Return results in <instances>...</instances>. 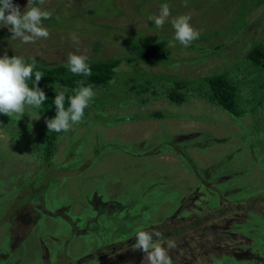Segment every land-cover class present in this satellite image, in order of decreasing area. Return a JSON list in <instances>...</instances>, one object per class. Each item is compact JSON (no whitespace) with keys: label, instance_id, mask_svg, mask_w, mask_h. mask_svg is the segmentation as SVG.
Listing matches in <instances>:
<instances>
[{"label":"rangeland","instance_id":"1","mask_svg":"<svg viewBox=\"0 0 264 264\" xmlns=\"http://www.w3.org/2000/svg\"><path fill=\"white\" fill-rule=\"evenodd\" d=\"M259 1L187 0L185 7L184 0H36L34 6L51 13L42 20L47 39L24 44L0 25V57L7 52L9 58L47 65L65 63L70 52L87 60H123L113 81L93 90L82 122L63 136L56 167L47 162L44 188L47 168L39 149L49 118L29 109L20 119L27 125L25 136L37 141L31 149L17 145L21 133L11 139L0 128V264H142L144 254L132 248L139 229L160 232L163 247L173 240L168 254L180 247L176 238L182 231L192 247L211 252L230 245L212 225L233 227L249 212L264 213V70L244 60L246 47L264 44V5L251 8ZM13 3L23 13L28 0ZM164 3L171 16L157 29L149 17ZM185 14H191L200 37L187 48L178 42L170 48L171 18ZM239 22L246 29L238 31ZM257 36L259 41H249ZM130 38L143 44L166 41L168 60L128 65L124 42L135 41ZM212 74L230 78L242 115L209 103L206 85L204 96L192 86ZM177 85L180 92L187 90L182 104L162 95ZM160 113L162 118L149 116ZM71 145L80 158L76 166L83 168L73 170L81 172L79 178L67 173L73 157L58 164L67 161ZM84 161L91 163L88 169ZM215 169L216 178L203 182L202 173ZM221 181L217 192L245 196L214 205L211 191L197 194L201 183L215 190ZM181 211L189 214L175 219ZM123 231L134 234L120 242ZM242 241L250 244L240 238L232 245Z\"/></svg>","mask_w":264,"mask_h":264},{"label":"trees","instance_id":"2","mask_svg":"<svg viewBox=\"0 0 264 264\" xmlns=\"http://www.w3.org/2000/svg\"><path fill=\"white\" fill-rule=\"evenodd\" d=\"M263 5L264 0L255 3L254 5H252L251 8H259ZM241 29H246L245 24L239 22L238 31ZM260 39L261 37L258 39L257 36L255 37V39H251L249 41L256 42ZM135 41L127 40L126 42H124V49L127 53V58L125 62L128 65L132 66L135 62H138L149 66H157L160 63H164L166 62V60H168L169 47L166 41L160 40L155 44H143ZM246 50L247 52L244 53L246 54L244 55V60L249 59L251 66L260 70H264V44H259L252 47L248 46L246 47ZM33 62H35L36 65L34 72L40 71L43 73V78L39 83V87L46 93L48 97L42 107L38 109V112L41 115L52 119L55 118L56 115V108L54 105V98L56 93L61 90H65V107L67 108L69 106L67 98L74 95V89H77L81 86V81H83V86L91 85L93 87V90H96V88L98 87H104L107 83L109 84L111 81H113L112 79L115 75V70L123 62V60L116 58L87 60L86 62L91 68L90 76L72 74L65 66L66 62L62 64L47 65L44 62L35 59L29 61L28 63ZM34 80L35 76L33 75V78L28 81L29 87H32L34 85ZM140 80L142 82V79ZM138 83L140 82H131L132 85H138ZM183 85L186 87L185 84ZM204 85H206L208 88L207 100L209 103L221 108L224 112L232 116L238 117L242 115V112L238 109V104L236 101V98L238 97L236 94V87L226 74H212L202 77L200 79L195 80L192 86L198 87V89L202 91V93H200L201 96H204V93L206 92V88ZM177 87V89L172 88L171 90H168L162 95L171 103L175 102L176 104H182L185 98L184 93L187 92V90H183L182 92H180L179 90H181V88L183 87H180L178 85ZM149 116L156 119L163 117L161 113L152 114ZM25 125L26 124L24 122L18 120V118H15V116L9 118L5 115L0 114V128L5 133V135L10 136L12 139L13 135H16V132L21 133V136L16 138L17 145H21L23 149H31V146L34 147L37 141L25 136V134H27V129ZM66 133L67 132H49L47 128L44 131V136L41 141L42 144L39 149L42 151V158L44 160V164H42V166L46 165L47 168V178L44 179L43 188L48 183L50 176L48 165L55 166L54 158L56 156V151L58 149L60 141L63 139V136ZM69 137L70 136H68V141L69 139H71ZM72 145L67 148L65 156L63 157V159L67 161L59 162L58 164H68L70 157H73V162L71 164L74 167L69 169L67 173L72 172L76 175V178H79L78 176H80L81 172H78V175V173L73 170L80 169L82 171L83 168H80V166H76L80 158L78 159V156L74 154ZM181 155L184 156L182 153ZM188 160L190 164H193V161L191 162L190 158ZM48 161H50V164L48 163L47 165ZM84 163L87 169L91 166V163L89 162L87 163L86 161H84ZM216 169L210 172L209 174L202 173V175L200 176L202 181H205L206 183L209 180L211 181L212 179H215V175L211 174H213ZM55 173L52 172L53 175H55ZM222 180L228 182L230 180V177L222 178ZM224 181L219 182L215 190H211V187L206 189L204 183H201L200 189H198L197 194L201 190L206 191V193L211 191L212 194L210 198L213 200L212 202H217V204L214 205H220V203H218L219 201H233L234 199L245 196L241 194L239 197H233L230 196L232 193L226 194L227 192H217L216 190L221 188V186L224 184ZM88 182H90V177H88ZM214 184H216V182H213L211 186H213ZM79 192L81 191L79 190ZM235 193H243V191L241 189L239 191H236ZM204 197L205 195L202 198ZM50 201L51 206H54V200L50 199ZM213 208L217 207L214 206ZM188 214V211H183L175 219H179ZM219 215H221V213L218 214L217 217ZM248 216L250 217L244 218L242 221L238 220V222H236L233 227H228L227 223L222 224L221 226L217 224L212 225V228H210V230L213 233H219L224 239V241L229 242L230 245L225 248L219 247L215 251L213 250L211 252H207L201 247H192V242H190V240L185 239V235L183 234L184 231H182L180 234H178L176 238V240H178V242L180 243V247L176 250H172L169 253V256L172 258L173 264H264V213L249 212ZM138 231L134 233H137ZM126 232L127 231H123V234L121 236L125 237L120 238V242L125 238H130L132 234H134ZM240 238H243V240L250 242V244H243L242 241L241 246L239 245L238 247H234V245L232 244ZM109 242L110 241H108V243ZM242 247H246L248 251H241L240 248ZM246 255H248L247 261H245Z\"/></svg>","mask_w":264,"mask_h":264},{"label":"clouds","instance_id":"3","mask_svg":"<svg viewBox=\"0 0 264 264\" xmlns=\"http://www.w3.org/2000/svg\"><path fill=\"white\" fill-rule=\"evenodd\" d=\"M36 0H28L26 9L21 12L19 5L13 0H0V25L7 27L12 34L11 39H19L22 43H35L38 39H47L49 31L43 26L42 20L50 18L51 13L34 6ZM40 4L44 0H39ZM187 7V0H184ZM171 16L170 7L167 3L160 6L158 15L150 16L157 29H162ZM191 14L180 15L171 18L174 29V37L169 41V47H175V42L185 48L189 47L195 40L199 39L200 31L195 29L191 23ZM71 40L79 45V37L71 34ZM87 57L75 53L67 56L66 67L74 75L90 76L91 68L86 62ZM36 65L26 63L23 57L13 56L9 58L7 52L0 57V114L9 118L15 116L19 120L25 115L26 110L40 109L48 99L46 93L39 87L43 73L35 71ZM35 76L34 85L29 87L28 81ZM95 96L93 87L81 86L74 89V95L68 97L69 106L65 107V90L56 93L54 105L56 108L55 118L45 121L49 132H67L74 125L82 122L85 109ZM31 117V115L29 114ZM160 232L138 231L135 236L133 250L141 251L143 255L142 264H173L168 254V249L175 247L171 239L167 241L166 247L161 246Z\"/></svg>","mask_w":264,"mask_h":264},{"label":"flooded vegetation","instance_id":"4","mask_svg":"<svg viewBox=\"0 0 264 264\" xmlns=\"http://www.w3.org/2000/svg\"><path fill=\"white\" fill-rule=\"evenodd\" d=\"M43 213H48V212H43ZM81 261H84V260H81Z\"/></svg>","mask_w":264,"mask_h":264}]
</instances>
